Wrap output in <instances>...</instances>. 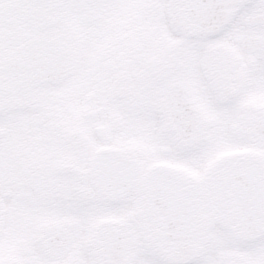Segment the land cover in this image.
Wrapping results in <instances>:
<instances>
[{"label": "snow or ice", "instance_id": "1", "mask_svg": "<svg viewBox=\"0 0 264 264\" xmlns=\"http://www.w3.org/2000/svg\"><path fill=\"white\" fill-rule=\"evenodd\" d=\"M0 264H264V0H0Z\"/></svg>", "mask_w": 264, "mask_h": 264}]
</instances>
